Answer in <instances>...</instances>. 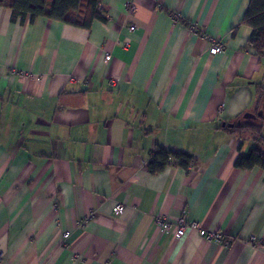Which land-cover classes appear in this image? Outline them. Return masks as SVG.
<instances>
[{"label": "crops", "instance_id": "1", "mask_svg": "<svg viewBox=\"0 0 264 264\" xmlns=\"http://www.w3.org/2000/svg\"><path fill=\"white\" fill-rule=\"evenodd\" d=\"M249 1L100 0L89 30L0 6V264H264V170L223 128L264 89ZM157 145L193 165L151 174Z\"/></svg>", "mask_w": 264, "mask_h": 264}, {"label": "trees", "instance_id": "2", "mask_svg": "<svg viewBox=\"0 0 264 264\" xmlns=\"http://www.w3.org/2000/svg\"><path fill=\"white\" fill-rule=\"evenodd\" d=\"M99 4L100 0H0V6L11 10L12 22H23L27 17L30 21L43 17L85 30L90 29L94 20L107 21ZM240 25L252 30L247 45L264 60V0L249 1ZM239 26L233 30L236 31ZM258 88L260 97L254 111L255 118H245L239 124L229 123V126L223 127L239 136H249L253 143L245 155H240L235 160V166L244 170L255 166L264 170V89L259 85ZM167 165L188 168L193 165V160L186 151H174L157 145L151 152L147 169L151 174H156Z\"/></svg>", "mask_w": 264, "mask_h": 264}, {"label": "built area", "instance_id": "3", "mask_svg": "<svg viewBox=\"0 0 264 264\" xmlns=\"http://www.w3.org/2000/svg\"><path fill=\"white\" fill-rule=\"evenodd\" d=\"M133 9H134L133 5L132 6L129 5L128 10L132 12ZM173 17H174L175 20L178 18L177 16H174V15H173ZM131 29H134V27L131 28ZM208 40L211 43V47L209 49V52L211 54L219 53V52H221L223 50V47H224L223 43H221L218 40L211 39V38H209ZM110 58H111V56L109 54H105L104 59H106V60L109 61ZM123 208L124 207L121 204H118L115 207V209L118 212H121L123 210ZM156 222H158V224L161 225L164 228H167V227L170 226V223H168L164 218H161V217H158L156 219ZM187 227L196 230L201 236H203V237H205L207 239H214V240H216L218 242L223 241V237L221 236L220 233H217L215 231H206L204 229H201L196 221H186L182 217H179L176 220V223H175V232H174L175 237H177V238L181 237L184 234V231H185V229ZM67 236H68V233L66 232L64 234V237H67ZM224 242L225 241H223V243Z\"/></svg>", "mask_w": 264, "mask_h": 264}, {"label": "bare ground", "instance_id": "4", "mask_svg": "<svg viewBox=\"0 0 264 264\" xmlns=\"http://www.w3.org/2000/svg\"><path fill=\"white\" fill-rule=\"evenodd\" d=\"M105 61H108V60L105 59ZM22 73H23V72H22Z\"/></svg>", "mask_w": 264, "mask_h": 264}, {"label": "rangeland", "instance_id": "5", "mask_svg": "<svg viewBox=\"0 0 264 264\" xmlns=\"http://www.w3.org/2000/svg\"><path fill=\"white\" fill-rule=\"evenodd\" d=\"M128 7H129V5H128ZM90 216V215H89ZM68 235H69V233H68Z\"/></svg>", "mask_w": 264, "mask_h": 264}, {"label": "water", "instance_id": "6", "mask_svg": "<svg viewBox=\"0 0 264 264\" xmlns=\"http://www.w3.org/2000/svg\"><path fill=\"white\" fill-rule=\"evenodd\" d=\"M223 124V123H222ZM224 125V124H223Z\"/></svg>", "mask_w": 264, "mask_h": 264}]
</instances>
